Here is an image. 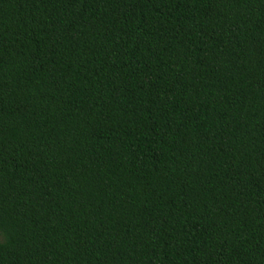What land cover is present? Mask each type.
Here are the masks:
<instances>
[{
  "label": "trees",
  "instance_id": "1",
  "mask_svg": "<svg viewBox=\"0 0 264 264\" xmlns=\"http://www.w3.org/2000/svg\"><path fill=\"white\" fill-rule=\"evenodd\" d=\"M0 264H264V0H0Z\"/></svg>",
  "mask_w": 264,
  "mask_h": 264
}]
</instances>
